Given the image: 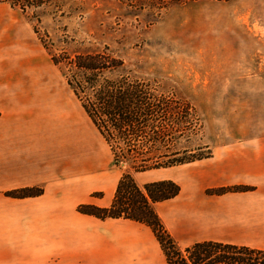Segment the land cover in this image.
Segmentation results:
<instances>
[{
  "label": "rangeland",
  "instance_id": "rangeland-1",
  "mask_svg": "<svg viewBox=\"0 0 264 264\" xmlns=\"http://www.w3.org/2000/svg\"><path fill=\"white\" fill-rule=\"evenodd\" d=\"M139 2L145 7L134 8V2L126 0H49L38 8L30 2L33 5L27 4L22 11L18 5L12 7L0 0V70L5 66L1 61H8V70L17 77L16 89L21 86L19 78L23 75L24 86L32 94L33 117L36 106L41 105L35 100L41 87L30 77L38 70L48 77L56 76L52 86L58 87L63 100V116L60 117L59 109L56 111L62 125L52 126L54 118L48 112L45 125L40 128L42 139L49 147L55 142L58 153L63 150L65 140L54 136L68 134L66 116L72 115L79 128L71 134L81 141V153L87 139L91 142L90 151L94 149L96 164L102 166L97 172H106L102 176L106 181H102L107 188L111 186L112 201L121 174L128 168L113 164L110 146L90 123L78 99L72 97L62 66L54 64L52 56L59 59L63 55L64 63L78 52L98 51L113 60L122 59L120 73H127V84L137 87L152 106L147 120L153 127L151 133L158 132L160 141L154 159L152 142L144 143V133H139L140 142H135L133 152L135 164L149 167L156 160H166L164 156L174 155L211 162L214 159L219 164V160L226 159L229 163L220 165L222 184L205 186L204 194L223 196L229 202L236 198L240 202L253 201L238 196L264 191V0ZM13 55L16 58H11ZM70 96L74 105L68 102ZM84 96L88 98L87 94ZM86 122L90 130L86 129ZM118 141L116 150L128 142L127 137ZM251 150L259 154L252 156ZM105 159L107 164L103 166ZM206 167L204 172L209 169ZM233 168L240 172L232 171ZM153 170L157 169L145 171ZM145 171H130L139 186L144 185ZM100 184H95L91 197L107 195ZM39 188L42 194L40 186L0 191V198H33L41 194L22 195ZM84 204L94 205L80 203L75 211L99 220L119 219L82 213L78 207ZM6 211V206H0V214ZM262 236L251 231L235 240L263 245ZM160 257L166 264L162 254Z\"/></svg>",
  "mask_w": 264,
  "mask_h": 264
},
{
  "label": "crops",
  "instance_id": "crops-1",
  "mask_svg": "<svg viewBox=\"0 0 264 264\" xmlns=\"http://www.w3.org/2000/svg\"><path fill=\"white\" fill-rule=\"evenodd\" d=\"M1 63L5 66L0 70V191L40 186L43 193L33 198H0V206L7 210L0 214V264H164L160 257L164 254L149 226L130 219L99 220L75 211V206L84 202L108 206L111 186L103 185L106 179H102L107 174L97 172L102 166L96 164L88 139L84 151H79L81 141L71 134L79 126L74 125L72 115L66 116L68 134L54 136L65 140L63 150L58 153L55 142L49 147L43 141L40 128L48 112L54 118L52 126L62 125L56 111L59 109L63 116V100L58 87L52 86L56 76L48 77L38 70L30 77L41 87L35 96L41 105L36 106L33 117L32 94L24 86L23 75L16 89V74L8 70V61ZM70 93L75 97L71 90ZM68 102L74 105L71 96ZM85 127L90 130L87 122ZM249 153L259 154L254 150ZM212 161L198 159L143 172L144 184L172 180L179 185L177 195L155 203L164 227L181 248L212 240L264 250V191L238 196L253 200L248 203L237 198L229 202L223 196L207 197L205 186L222 184L220 165L228 162ZM106 164L105 159L103 166ZM232 171L240 172L238 168ZM97 182L107 191L101 198L90 196ZM251 231L263 235V245L235 240Z\"/></svg>",
  "mask_w": 264,
  "mask_h": 264
},
{
  "label": "trees",
  "instance_id": "trees-1",
  "mask_svg": "<svg viewBox=\"0 0 264 264\" xmlns=\"http://www.w3.org/2000/svg\"><path fill=\"white\" fill-rule=\"evenodd\" d=\"M12 7L24 11L27 4L35 3L39 7L49 0H1ZM124 1V0H122ZM132 1V7L142 9L145 7L139 0ZM164 3L188 2L194 0H161ZM31 2V3H30ZM138 2V4H136ZM21 3V4H20ZM134 5V6H133ZM28 6V7H29ZM63 56V55H62ZM62 56L57 59L52 56L56 65L62 66L63 76L75 97L80 102L93 126L111 148V157L114 165L127 166L117 183L115 194L109 206L98 207L84 204L78 207L82 213L94 215L98 218H126L138 221L151 227L164 254L166 264H264V250L246 245L223 243L218 241H201L190 246L179 247L173 237L164 227L158 214L155 212L154 203L174 197L179 192V186L172 180H157L139 186L132 173L149 169L167 168L190 161L182 156H164L163 162L156 160L151 166H138L135 164V142H140L139 133H144L145 141L152 142L154 149L152 158L156 159L158 152V132L151 133L147 116H150L152 106L142 98V93L137 87L127 84V73H120L123 65L122 59L113 60L104 52H78L63 63ZM87 94L88 98L84 95ZM110 133V134H109ZM146 135H150L152 138ZM127 137L128 142L123 147H115L118 139ZM25 191H28L25 188ZM39 188L34 193H23L22 196H35L41 194Z\"/></svg>",
  "mask_w": 264,
  "mask_h": 264
}]
</instances>
